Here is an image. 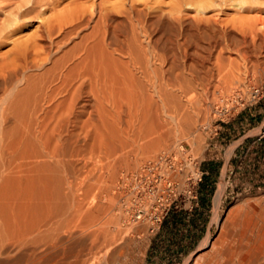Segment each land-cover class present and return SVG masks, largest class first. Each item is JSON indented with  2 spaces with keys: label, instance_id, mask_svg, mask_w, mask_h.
<instances>
[{
  "label": "rangeland",
  "instance_id": "374dc122",
  "mask_svg": "<svg viewBox=\"0 0 264 264\" xmlns=\"http://www.w3.org/2000/svg\"><path fill=\"white\" fill-rule=\"evenodd\" d=\"M132 2L148 14L144 28L140 30L136 26V34L145 53L141 56V62H145L141 63V72L150 76L148 79L142 74L136 76L142 82L144 95L152 97L158 114L154 112L152 118L147 115L150 118L145 120L159 121V108L163 104L166 141L152 147L150 141L158 137L157 124L142 123L139 115L130 128L125 122L127 117H123L114 154L75 161L74 175L35 180L26 189L30 194L27 195L25 189L21 190L23 183L21 187L17 180L6 178L5 130H0V264L18 260L20 264H238L254 247L258 236L264 235V188L260 193L256 189L244 191L243 184L249 182V174L242 171L237 175L241 184L238 186L243 189L241 194L220 197L219 205L213 198L203 222V225L209 222V228H193L194 245L185 244L184 252L177 249L179 241L174 242L172 253L163 244L153 248L150 237L155 234H149L144 227L122 224L115 213L113 193L121 171L137 169L177 142L188 145L198 157L219 131L218 125L210 121L218 100L235 91L247 94L251 87L264 86V0L250 3L239 13L229 0H208L204 14L185 6L186 0H0V24L11 15H16L18 20L16 26L2 35L0 62L12 65L34 43L39 28L49 23L58 26L78 14L89 15L92 11L89 23L75 30L63 51L52 56V60L58 59L91 32L98 21L99 7L122 20ZM28 7L34 10L24 16L22 11ZM40 12L45 14L39 15ZM126 25L123 36L130 34L129 24ZM55 37L61 41L62 36ZM28 73L35 75L39 71ZM7 94L8 87L0 83V109ZM204 126L207 129L203 130ZM261 138L264 141V132ZM261 158L264 159V150ZM44 183L51 186L46 184V188ZM14 186H18L17 191ZM244 192L250 194L244 196ZM25 209L29 217H38L39 232L29 236L25 245H18L16 233H24L27 228ZM16 213L22 214L23 219ZM6 219L12 222L13 229ZM78 240H84V247L73 250ZM204 240L208 242L206 247ZM33 249L38 259L30 261L29 251ZM260 255L257 263L263 264L264 244Z\"/></svg>",
  "mask_w": 264,
  "mask_h": 264
},
{
  "label": "bare ground",
  "instance_id": "6f19581e",
  "mask_svg": "<svg viewBox=\"0 0 264 264\" xmlns=\"http://www.w3.org/2000/svg\"><path fill=\"white\" fill-rule=\"evenodd\" d=\"M207 1L198 0L193 3L186 0L185 6L194 8L198 14H204L209 7ZM229 1L231 7L240 12L257 0ZM28 8L22 11L24 16H28L34 10ZM44 14V12L39 13V15ZM92 14V11L89 15L81 13L64 24L61 22L58 26H54L49 23L39 28L34 43L29 46L30 49H24L12 65L7 66L3 64L4 61L0 62V83L9 90L7 97L2 99L3 106L0 109V130H5L3 148L7 168L6 178L17 180L15 182L20 186L23 183L24 188L21 186V190L26 191L35 180L43 181L59 174L74 175L75 161L114 154V142L120 135L119 126L123 117H127L125 122L131 128L139 115L144 123L145 118L156 115L154 112L158 114V108H153L152 97L149 94L144 95L140 86L142 82L136 76L142 74L146 79L150 76L147 72L146 74L141 72L143 67L141 63L144 62H141L143 59L141 56H145V53L136 34V26L142 30L148 14L133 2L125 11L122 20L99 7L98 21L91 32L82 39L81 43L73 48L70 47L69 50L66 49L61 57L52 60V56L63 51L65 45H68L72 33L89 23ZM17 22L16 15L2 20L0 41L2 35L16 26ZM126 23L130 27L129 36L122 34L126 33ZM56 34L60 38L62 36L61 41L56 40ZM164 58H161L162 64L165 63ZM31 70L39 73L29 74ZM162 94L164 95V92ZM164 107L162 104L159 108L161 114L157 118L159 121H154L157 124L154 126L156 125L158 137L150 141L152 147L166 141ZM148 121L146 122H153ZM223 185L221 182L215 193L216 205H219ZM47 186L51 185L47 184ZM14 187L17 191L18 186ZM24 192L23 195L28 193V191L25 194ZM26 213L29 212L26 210L24 213L27 217L23 224L27 228L24 233H16L15 244L18 245H25L27 238L39 229L40 224L38 225L39 222L36 220L38 217L34 218V215L29 217ZM18 214L20 218L24 217ZM13 216L11 219L16 217L17 220V216ZM6 220L9 222V219ZM10 223L12 222H9V227ZM20 224L23 225L21 222ZM83 241L78 240L72 249L84 247ZM263 244L264 235L258 236L254 247L239 260L238 264L257 263L261 257ZM207 245L206 240L204 246ZM29 252L30 261L38 259L34 249ZM18 261L13 264H20Z\"/></svg>",
  "mask_w": 264,
  "mask_h": 264
},
{
  "label": "built area",
  "instance_id": "2783aa9c",
  "mask_svg": "<svg viewBox=\"0 0 264 264\" xmlns=\"http://www.w3.org/2000/svg\"><path fill=\"white\" fill-rule=\"evenodd\" d=\"M262 98L264 86L251 87L247 94L235 91L218 100L210 121L227 123ZM203 176L200 159L188 145L177 142L137 169L119 173L113 189L115 213L122 224L144 227L149 234H156L171 212L191 213L199 207L198 189Z\"/></svg>",
  "mask_w": 264,
  "mask_h": 264
},
{
  "label": "crops",
  "instance_id": "0c3cea01",
  "mask_svg": "<svg viewBox=\"0 0 264 264\" xmlns=\"http://www.w3.org/2000/svg\"><path fill=\"white\" fill-rule=\"evenodd\" d=\"M218 130L198 154L204 173L198 189L200 207L192 213H170L159 232L150 237L153 248L163 244L164 249L171 251L176 241H179L178 251L184 252L187 243L193 246V228H209V222L203 225L204 217L210 212L209 203L213 205L220 183L224 184L222 198L241 194L243 189L239 188L241 184L237 177L239 171L249 174V182L243 184L244 191L256 189V193H260L264 188V159L261 158L264 150L261 138L264 132V98L243 110L232 121L218 125ZM249 194L243 193L244 196Z\"/></svg>",
  "mask_w": 264,
  "mask_h": 264
}]
</instances>
